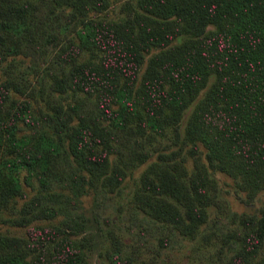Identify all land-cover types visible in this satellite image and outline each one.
<instances>
[{"label": "trees", "instance_id": "trees-1", "mask_svg": "<svg viewBox=\"0 0 264 264\" xmlns=\"http://www.w3.org/2000/svg\"><path fill=\"white\" fill-rule=\"evenodd\" d=\"M108 4L0 0V60L32 73L0 79V264H93L84 198L121 193L140 166L138 233L103 227L95 264H129L148 231L163 245L197 235L219 198L214 171L251 197L264 189V0L90 14ZM241 219L235 258L255 264L264 207Z\"/></svg>", "mask_w": 264, "mask_h": 264}, {"label": "rangeland", "instance_id": "rangeland-1", "mask_svg": "<svg viewBox=\"0 0 264 264\" xmlns=\"http://www.w3.org/2000/svg\"><path fill=\"white\" fill-rule=\"evenodd\" d=\"M126 1L134 2V0H109L105 9L92 11L90 14L97 17L117 18L125 12ZM17 59L13 66H8V58L0 60V79L9 74L18 75V78L32 75L27 65L28 60L17 64ZM140 169L141 166L124 180L121 193H113L110 198H99L98 206L93 205V196L87 195L84 198L85 214L93 219L90 228L96 229L98 233L95 237V248L90 254L93 264L98 260L97 255L105 238L103 227L113 225L128 243L133 240L131 235L136 237L138 233L141 215L138 214L136 217L131 212L129 199ZM213 176L216 179L219 198L210 206L208 219L201 225L199 233L194 237L175 235L163 245L158 239L159 232L148 231L144 244H139L129 264H241L240 258H235L239 247L237 229L242 227V215L260 214L264 207V189L251 197L238 188L236 181L230 175L214 171ZM95 216L102 228L98 229ZM5 229L6 226L1 224L0 230ZM10 231L17 233V229L12 227ZM128 248L131 246L128 245ZM252 263L264 264V248L252 259Z\"/></svg>", "mask_w": 264, "mask_h": 264}]
</instances>
